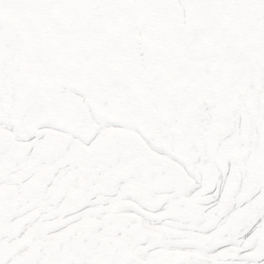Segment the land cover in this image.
Returning a JSON list of instances; mask_svg holds the SVG:
<instances>
[{
	"label": "snow or ice",
	"instance_id": "snow-or-ice-1",
	"mask_svg": "<svg viewBox=\"0 0 264 264\" xmlns=\"http://www.w3.org/2000/svg\"><path fill=\"white\" fill-rule=\"evenodd\" d=\"M0 264H264V0H0Z\"/></svg>",
	"mask_w": 264,
	"mask_h": 264
}]
</instances>
